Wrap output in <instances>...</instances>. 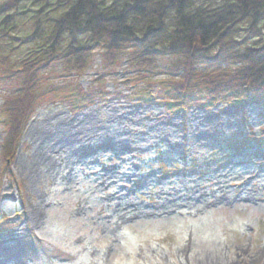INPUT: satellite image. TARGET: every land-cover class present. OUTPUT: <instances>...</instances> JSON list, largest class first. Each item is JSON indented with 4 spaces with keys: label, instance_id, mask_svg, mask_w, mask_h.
Returning a JSON list of instances; mask_svg holds the SVG:
<instances>
[{
    "label": "rangeland",
    "instance_id": "1",
    "mask_svg": "<svg viewBox=\"0 0 264 264\" xmlns=\"http://www.w3.org/2000/svg\"><path fill=\"white\" fill-rule=\"evenodd\" d=\"M102 63L95 52L83 86ZM102 85L104 95L90 107L71 111L49 100L28 122L12 164L16 180L0 173V218L8 223L0 230V264H264V147L243 140L264 132L263 103L233 108L203 99L172 114L156 88L147 101L132 97L124 71ZM60 111L79 120L92 112L88 126H102L109 113L141 125L131 123L136 133L126 134L121 153L105 136H92L95 154L80 150L71 165L63 151L71 148L69 129L55 134L58 123L46 118ZM200 116L203 137L194 129ZM104 169L118 173L96 188ZM197 184L200 200L177 206ZM220 184L228 185L225 195Z\"/></svg>",
    "mask_w": 264,
    "mask_h": 264
},
{
    "label": "trees",
    "instance_id": "2",
    "mask_svg": "<svg viewBox=\"0 0 264 264\" xmlns=\"http://www.w3.org/2000/svg\"><path fill=\"white\" fill-rule=\"evenodd\" d=\"M95 52L102 70L85 87L79 78ZM120 71L136 99L156 88L177 106L209 97L264 105V0L1 1V176L14 178L25 128L42 104L82 110Z\"/></svg>",
    "mask_w": 264,
    "mask_h": 264
},
{
    "label": "bare ground",
    "instance_id": "3",
    "mask_svg": "<svg viewBox=\"0 0 264 264\" xmlns=\"http://www.w3.org/2000/svg\"><path fill=\"white\" fill-rule=\"evenodd\" d=\"M82 116H74L71 118H66L62 112H54L52 114H48L46 116L47 119L49 120H55L58 125L56 128L52 130L53 133L58 134V132H63L69 129L70 136L68 138L67 144L71 145V148L69 149H64L63 151L67 152V160L68 163L71 165L79 162V157L81 156L80 150H85L88 151V142L91 140L92 136H95L96 134H100L105 136L106 142L105 145L107 147H110L114 152L121 153L122 150L127 146V141L130 136H126V134L131 135L136 133L135 132V127L132 124L136 125H141V120L139 118H136L135 120H132L131 123H123L124 119L131 120L130 117L127 115H116L113 113H109L107 116V119L105 120L104 124L99 125V124H92L91 126H88L87 123H85V119L89 118L91 119L93 116L92 112L86 113L82 119L79 120V118ZM85 117V118H84ZM88 119V123H91L90 120ZM130 122V121H129ZM62 123V124H61ZM66 123L69 126L66 127L63 124ZM203 125V119L202 116H200V119L195 122L194 129L197 132L198 137H203L204 135V130L202 128ZM105 130H104V129ZM108 132V134H105V132ZM67 133V132H66ZM33 135V134H32ZM56 151V150H53ZM96 151H88V153L95 154ZM118 173V171H113V170H106L104 169V172L100 174V179L97 181L96 188L98 186H105L106 182L108 184V180H110L112 177L115 176V174ZM224 174L218 173V178L223 177ZM219 182V181H218ZM226 184H220L219 185V190L222 191L221 195H225L224 190L226 188ZM200 186L197 184L196 187H193L191 189H186V190H191V192H188V199L183 200L185 198H178L177 197V202L175 203L177 206L179 204H184L185 202H189L191 199H197L200 200V198L204 195L203 193H195L196 190H198ZM245 190V187H243L242 192ZM169 202V201H168ZM120 204V203H119ZM165 204V203H164ZM167 205H164V208H166Z\"/></svg>",
    "mask_w": 264,
    "mask_h": 264
}]
</instances>
